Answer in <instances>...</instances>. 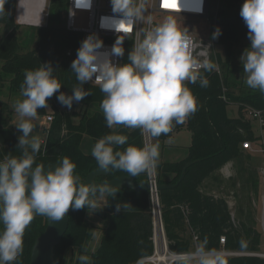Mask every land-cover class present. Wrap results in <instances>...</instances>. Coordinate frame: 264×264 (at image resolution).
<instances>
[{"label": "trees", "instance_id": "1", "mask_svg": "<svg viewBox=\"0 0 264 264\" xmlns=\"http://www.w3.org/2000/svg\"><path fill=\"white\" fill-rule=\"evenodd\" d=\"M231 1L233 7H223L222 11H218L219 20L225 15L224 8L231 9L233 15L230 20L222 22V34L217 41L225 51V58L217 51L221 72L216 68L211 72H203L209 80L206 88L201 87L199 82H186L197 99L198 110L183 124L174 123L168 135L154 138L165 143L175 131L183 127L192 133V143L186 158L158 161V183H177L186 165L195 161L187 167L177 186L160 190L158 196L168 247L172 253L192 251L195 245L206 238L209 248L237 253L225 256L227 264H264V258L257 255L261 251L263 234L258 228L251 197L248 196L247 206H239L240 218L235 223L228 200L204 190H214L207 181L215 180L219 185L225 182L219 171L230 162L235 164L237 170V177L230 178V186L236 187L240 182L248 195L251 190L258 195L260 188L259 171L252 165L253 157L251 153L245 152L242 143L262 141L261 135L254 130V122L258 119L249 115V109L261 111L264 118V93L248 88L243 82V75L238 79L239 76L234 74V69L238 67L243 72L242 64L237 66L233 63V55L238 47L243 48V45L248 44L245 41L248 29L239 15L242 6L239 0ZM4 8L5 14L0 17V24L3 25L0 82L9 81L11 93L21 92L25 72L50 62L56 68L55 77L62 84L60 91L71 94L74 87L80 86L70 66L76 58L82 33L68 30L66 24L61 25L62 12H67V0H52L49 22L39 27L37 46L31 50L24 49L18 33L21 28L17 20L18 0H7ZM123 47L125 53L122 64L128 62V53L133 45L124 42ZM83 87L91 91L92 95L79 103L85 107L82 113L74 108L79 104H74L71 110L61 106L56 99L58 93L48 100V108L38 110V115L43 116L52 111L54 119L36 163L47 165L66 157L76 165V174L84 178L98 168L93 156L82 149L84 137L90 136L95 144L98 139L112 133V129L107 127L100 108L104 94L99 86L88 83ZM232 104L238 107L237 116L229 113L228 107ZM6 113L14 114V111L8 102L0 100V160L20 155L18 138L8 129ZM75 116H80L78 122L74 121ZM119 133L127 135L129 139L128 144L119 146L118 150L123 151L128 145L142 147L146 142L145 135L139 129L123 127ZM121 175L129 176L122 170L111 169L108 175L98 179H114ZM168 175L171 178H167ZM132 178L136 182L149 180L146 174ZM107 198L106 206L97 211L105 220L102 227L104 235L98 249L90 252L86 247L94 227L87 218V213L92 209H70L69 227L60 244L55 247V264H64L66 252L70 248H78L79 256L88 254L93 264H154L148 260L155 252V200L152 192L123 187L116 188L114 199L111 196ZM126 201L130 206L114 214L115 204ZM46 226V217L34 218L25 231L23 255L15 264L30 263L35 240ZM222 237L225 238L224 242Z\"/></svg>", "mask_w": 264, "mask_h": 264}, {"label": "clouds", "instance_id": "2", "mask_svg": "<svg viewBox=\"0 0 264 264\" xmlns=\"http://www.w3.org/2000/svg\"><path fill=\"white\" fill-rule=\"evenodd\" d=\"M7 0H0V17L5 14ZM147 0H111L112 17L101 18V28L123 33L137 29V41L128 53L127 63H114L113 57H123L125 39L117 37L110 51H101L103 40L89 34L77 49L71 63L79 87L71 94L61 92L62 84L55 77L56 68L50 62L25 72L21 95L15 104L20 120L15 125L22 134L18 137L19 156L0 160V264H15L24 252L25 231L36 216L61 221L70 209L102 210L99 202L106 196L113 199L116 186L110 183L81 182L76 165L69 158H61L54 170L45 171L36 157L42 141L33 135L32 122L39 109L48 108V100L56 95L61 106L71 110L91 91L83 86L95 83L104 94L100 108L109 129L117 126L139 129L147 137L142 147L128 145V136L110 133L94 144L91 155L99 170L127 172L130 177L140 174L153 176L160 158L159 144L151 140L168 135L174 123L183 124L198 110L197 99L187 83L206 88L209 80L203 72H211L216 65L194 55L193 41L187 27L179 26L171 16L143 32L140 25L152 24ZM181 10L180 0H176ZM202 11V8L195 9ZM239 15L247 26L250 46L240 57L245 84L264 93V0H244ZM219 27L212 34L221 35ZM211 46V45H205ZM187 82V83H186ZM35 164V167L33 165ZM130 206L129 202L115 204V213ZM87 250H85V253ZM225 253L208 247L205 238L194 250L173 253V264H227ZM78 264H93L88 254L78 257Z\"/></svg>", "mask_w": 264, "mask_h": 264}, {"label": "built area", "instance_id": "3", "mask_svg": "<svg viewBox=\"0 0 264 264\" xmlns=\"http://www.w3.org/2000/svg\"><path fill=\"white\" fill-rule=\"evenodd\" d=\"M52 0H18L17 8V20L20 24H26L30 26L42 27L46 25V19L49 17V11ZM213 0H180L181 10L177 9L176 0H147L146 7L148 8V14L152 16V24H148L145 21L140 25V36L143 38V32L150 30L156 24H159L167 17L171 16L176 20L177 24L181 27L185 26L189 29L190 35L193 41L194 55L201 61L209 59L216 66V70L221 72V65L216 53L215 47L217 45L218 38L213 40L212 34L219 25L217 21L218 14L215 17L212 7ZM242 5L244 0H239ZM202 8V11H196L195 9ZM111 0H67V21L66 27L70 31L82 33L81 42L89 35L96 34L103 40L104 47L101 51H110L115 40L119 35L125 39L124 42H131L133 47L137 41V29L127 36L123 33H117L114 30L101 28L102 17H112ZM42 18L40 19V17ZM222 33V30H221ZM79 44V47H80ZM211 45V46H205ZM71 52H69L70 54ZM114 63L122 64V57H113ZM91 83V82H90ZM96 85L95 83H91ZM249 115L256 118L260 122V127L263 129L264 118L262 112L256 109H249ZM54 119L53 114H46L43 119V126L47 130ZM145 140L147 137L145 136ZM152 142V140H151ZM242 146L251 148V142H243ZM261 153H264V138L258 144V148L254 149ZM264 173V167H263ZM151 183H157V174L149 177ZM154 196V214H155V228L159 223L160 236H158L157 228L154 233L155 252L148 258L154 264H161L158 259L160 251H170L168 247V241L165 234V228L160 220V202L157 197V193H152ZM162 214V213H161ZM222 241L225 238L222 237ZM171 252V251H170ZM170 263H173L172 255L170 257Z\"/></svg>", "mask_w": 264, "mask_h": 264}, {"label": "rangeland", "instance_id": "4", "mask_svg": "<svg viewBox=\"0 0 264 264\" xmlns=\"http://www.w3.org/2000/svg\"><path fill=\"white\" fill-rule=\"evenodd\" d=\"M213 7V13L215 14V17L218 14V11H222L223 7H233L231 0H213L212 2ZM226 11H224V16L217 18V21L219 22L218 27L222 30V22L228 21L231 18H233L231 9L224 8ZM61 19H63L62 26L66 24L67 21V12H62ZM49 19H46V25L48 24ZM38 26H30L26 24H21V28L19 30V36L24 44L25 50H31L37 46V37H38ZM3 33V25L0 24V38ZM245 41L248 42V44L243 45L242 47H238L233 55V63H235L237 66H241L240 64V57L244 50L250 46V40L247 38ZM216 53L217 51L222 54V56L225 58V51L222 45L217 44L215 47ZM216 66H219V64ZM234 74L238 75V79H241L243 75V82L246 79V74L242 72V69L240 67L234 69ZM245 84V82H244ZM246 85V84H245ZM19 99H23L21 92L18 93H11L9 88V81L0 82V100L8 102L10 107L14 109L15 111V104L16 101ZM77 111H80L81 113L83 110H85V107L81 104L74 107ZM229 113L231 116H237L239 114L238 107L235 104H232V106L228 107ZM92 110V108H91ZM52 114V111H49L48 114ZM8 117L9 123L7 124L8 129L12 130L16 137L18 138L22 133L17 130L16 124L19 122L20 117L19 115L14 112V114H4ZM12 119V120H10ZM43 115H37V117L32 121L35 125L33 135L38 136L42 141V146L45 145V142L47 140L48 132L43 126ZM80 119V116H75L74 121L78 122ZM123 128V126H117L112 129V133L116 132L119 133L120 129ZM133 130V129H131ZM254 130L258 135H261V138H264V126L263 129L260 127L259 120H255L254 122ZM152 143H156L154 139H152ZM192 143V133L186 128L183 127L180 130H177L174 132L173 137L168 139L165 145L160 146V157L161 159L169 160V161H178L184 159L188 155V149L189 146ZM159 144V143H158ZM258 142H252L251 148H246V146H242L245 149V152L251 153L252 155V165L255 166L260 174V188L258 195L255 194V191L251 190L249 191V195L246 193L247 191H244L242 189V185L239 182L236 187L230 186V178L231 177H237V170L236 166L233 162H230L226 164L220 171V175L225 179V182L222 185H219V183H215V180L207 181L211 185V188L214 190L204 188L205 191L215 194L217 196H224L230 205L231 213L234 218L235 223L238 222L240 218L239 213V206L244 205L247 206L249 202V197L252 199V205L256 210V219L258 223V228L260 231H262L263 239L261 243V251L258 253L261 257L264 258V173H263V167H264V153H261L259 151H256L254 149L258 148ZM94 146V141L90 136H85L83 139L82 149L88 153L91 154L92 148ZM160 160V158H159ZM167 178H171L170 175L166 176ZM219 185V186H218ZM107 196L103 201L99 202V207H105L107 203ZM247 202V203H246ZM87 218L90 220V222L93 224V229H91V235L86 241V247L87 250L90 252L96 251L98 247L101 244L102 237L104 235L103 226L105 223V220L102 218L101 214L98 212H93V210L89 211L87 213ZM158 236H160V228L159 223L156 224ZM155 228V229H156ZM168 243V242H167ZM197 245H195L196 247ZM194 250V249H193ZM224 252L226 255L231 254H237L236 252H230L225 249L220 250ZM160 253H163L167 256L166 263H170V257L173 254L170 251H160ZM80 251L78 248H70L67 250L64 264H78V257H79ZM161 264H165L164 262H161Z\"/></svg>", "mask_w": 264, "mask_h": 264}, {"label": "water", "instance_id": "5", "mask_svg": "<svg viewBox=\"0 0 264 264\" xmlns=\"http://www.w3.org/2000/svg\"><path fill=\"white\" fill-rule=\"evenodd\" d=\"M61 158L59 159L58 162L49 163L45 165V171L49 169L54 170L55 166L60 162ZM194 162L195 161H191L186 165L181 178L177 183L174 184L173 183L161 184L158 182L151 183L150 180L143 182H136L132 177L127 175H121L114 179L100 180L98 179V177L103 175H108L110 171L104 172L102 170H99L98 168L89 172L88 175L84 178L79 175L78 176L81 182L84 183H88V182L96 183V184L110 183L113 184V186H116V188L128 187L136 191L150 190L152 193L156 192L157 197L159 199L158 192L165 188H171L177 186L183 179L187 167ZM160 220L161 223L163 224L161 211H160ZM69 221H70L69 211L61 221H51L47 218V226L45 231L36 238L35 243L33 245L31 260L29 264H55V247L60 244L63 236L67 232V229L69 227Z\"/></svg>", "mask_w": 264, "mask_h": 264}, {"label": "bare ground", "instance_id": "6", "mask_svg": "<svg viewBox=\"0 0 264 264\" xmlns=\"http://www.w3.org/2000/svg\"><path fill=\"white\" fill-rule=\"evenodd\" d=\"M42 18V16L40 17V19ZM158 259L161 261V262H164L165 264H168L166 263L165 261L167 260V256L164 255V254H159L158 256Z\"/></svg>", "mask_w": 264, "mask_h": 264}, {"label": "crops", "instance_id": "7", "mask_svg": "<svg viewBox=\"0 0 264 264\" xmlns=\"http://www.w3.org/2000/svg\"><path fill=\"white\" fill-rule=\"evenodd\" d=\"M12 109V108H11ZM13 111H14V109H12ZM15 112V111H14ZM166 142L167 141H165V143H162V142H159V141H156V143H159V146H162V145H166L167 146V144H166ZM184 158H186V157H184ZM160 160H165L164 158L163 159H161V157H160ZM166 161H169V160H166ZM0 228H2V225H0Z\"/></svg>", "mask_w": 264, "mask_h": 264}]
</instances>
